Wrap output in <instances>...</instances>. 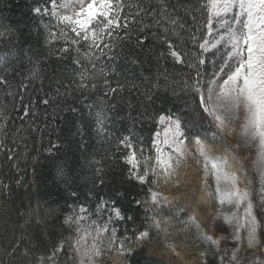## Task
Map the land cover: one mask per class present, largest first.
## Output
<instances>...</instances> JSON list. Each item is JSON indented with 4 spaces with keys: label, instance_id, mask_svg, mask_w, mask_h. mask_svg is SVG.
I'll return each instance as SVG.
<instances>
[{
    "label": "snow or ice",
    "instance_id": "obj_1",
    "mask_svg": "<svg viewBox=\"0 0 264 264\" xmlns=\"http://www.w3.org/2000/svg\"><path fill=\"white\" fill-rule=\"evenodd\" d=\"M35 5L31 11L46 31L43 46L63 41L56 58H70L74 67L65 84L67 67L49 74V57L36 53L27 39H13L23 38L24 28L0 26V38L13 48L0 56V86L6 97H19L18 108L10 103L21 121L15 133L26 120L36 121L38 105L45 107L48 123L31 131L42 136L45 129L62 131L52 127L57 109L76 118L73 127L86 110L101 138L128 119L131 127L117 138V153L126 167L124 180L146 192L140 199L128 194L125 209L120 201L126 194L119 189L107 198L94 191L81 198L72 190L74 203L59 230L39 211H18L19 238L13 235L0 248V264H131L130 257L154 240L168 253L166 264H264V0H35ZM117 47L120 53L113 51ZM117 58L128 66L123 72ZM169 60L172 68L187 71L170 72ZM45 81L57 86L46 90ZM124 93L143 98L138 108L127 100V117L119 115L117 102ZM172 97L179 106L164 107ZM10 118L8 107L0 109L6 138ZM151 124L156 130L146 147L144 128L136 129ZM76 134L83 136L82 125ZM0 146L7 148L3 140ZM13 167L19 171L18 164ZM105 177L97 167L94 180L103 187L110 183ZM70 178L64 166L56 167L55 179L72 189ZM0 184L11 192L3 180ZM169 188L184 190L169 195ZM137 209L143 211L139 224ZM149 254L157 253L150 248Z\"/></svg>",
    "mask_w": 264,
    "mask_h": 264
},
{
    "label": "trees",
    "instance_id": "obj_2",
    "mask_svg": "<svg viewBox=\"0 0 264 264\" xmlns=\"http://www.w3.org/2000/svg\"><path fill=\"white\" fill-rule=\"evenodd\" d=\"M42 2V0H41ZM36 6L35 0H0V26H8L15 28L17 26L24 28L23 38H13L17 43H22V39H27L32 45L34 51L40 55L49 57L48 64L51 69H63L67 67L68 71L64 74L63 82L68 83V77L71 75V70L74 67L69 58L67 61L61 62L56 58L55 51L59 47L63 46V41L55 42L51 48L43 46L44 36L46 31L39 27L40 18L35 16L31 9ZM45 22L48 21V17H44ZM54 24V21H53ZM0 31H3V27H0ZM151 39V38H150ZM39 40V44L37 41ZM25 46L26 45H23ZM13 48L11 44L6 43L3 38H0V56H3L5 52H12ZM116 53H120L119 47L113 50ZM106 60V58H105ZM115 63L120 65V71L123 72L128 66L127 64H121V59L117 58ZM159 63L163 66L165 61L161 59ZM169 71L174 74H178L182 71H187L186 68H172L171 61L167 62ZM4 67L0 64V69ZM146 68L151 67L155 72L154 66L145 65ZM138 72L139 69H136ZM3 74V73H0ZM11 79V76H9ZM113 81L117 77H111ZM175 78L179 79L176 75ZM20 82V77H17L12 81V91H15ZM121 82L123 79L121 78ZM102 83V81L100 82ZM45 89L55 88L57 85L52 83L49 85L48 81H45ZM6 89L4 86H0V109L8 107L11 112V118L9 126L12 131L6 138L0 133V140L4 141L7 148L0 146V180L8 184L11 188V192L8 193L3 185L0 184V248H2L13 235L19 238L20 232H14L17 228V212L18 211H39L42 218L47 217L48 223L55 224L57 230H59V220L62 219L63 213L67 212L68 205L74 203L73 198L70 197V191L76 190L81 195V198L88 191L98 192L100 195L111 196L114 194L115 189L125 192L126 196L120 203L125 209H128L129 204L127 200L128 194H136L137 198H143L146 192L140 191L137 185L129 184L124 180V172L126 167L119 159L122 154L117 153V138L128 134V129L131 127V121L128 119L117 121L111 128L112 136L101 138L97 135L95 125L92 123V118L87 115L84 110V119L80 121L76 127L83 126V136L76 134V127L72 126V123L76 119L71 117L69 113L60 112L57 109L58 115L56 119L52 121L53 128H59L62 131H53L52 128L45 129L43 136L40 131L33 132L31 127L43 129L44 125L48 123V118L45 117V107L38 105L34 110L38 113L36 121L33 123L30 120L24 122L23 130L20 133H15V128L20 126L21 121L17 111H14L10 107V103L17 104L19 107L17 96L15 100L11 97H6ZM64 88L61 87V92ZM103 89L101 88L98 95H102ZM36 96L42 95V93H36ZM170 95V93H169ZM79 96V93H76ZM123 99H118L122 111L119 115L127 117L131 111L126 107L127 100L131 99L134 107H139V102L142 97L128 96L127 93L123 94ZM74 97H69L71 102ZM96 99L97 96H93ZM27 102V100L25 101ZM175 103L179 106V101L175 97H172L164 107H170ZM162 106L161 101H157L156 109L158 110ZM63 107V105H62ZM49 113L52 112V108H47ZM135 115V113H132ZM207 127V125H205ZM140 127L144 128L143 135L145 136V146L150 145L148 137L151 132L156 130V125H142L137 127L139 132ZM51 141V144L49 143ZM53 144L57 145L53 148L52 152L43 151L47 147H51ZM58 149V150H57ZM10 150V151H9ZM8 154H15L19 156V159L8 160L6 156ZM37 157V159H33ZM94 161H101V164H96ZM19 166V171L13 167V165ZM64 166L71 172V178H74L73 188L69 189L67 186L55 179L56 167ZM97 167H103L106 174V179L110 181L106 186H100L98 180H94V172ZM35 169V175L33 174ZM23 177L20 184H16L15 181ZM70 178V182H71ZM95 183V187H94ZM183 188H169L165 189L169 195H178ZM138 213L137 224L140 222V218L143 216L142 209L136 210ZM27 218V216H26ZM27 237L28 230H20ZM35 231V228L32 229ZM30 246L35 247V242H31ZM154 249L156 255H150L149 249ZM168 253L164 250L163 244L159 240H154L151 244L146 245L143 249H138L133 256L130 257L131 264H166ZM107 264H111L109 260Z\"/></svg>",
    "mask_w": 264,
    "mask_h": 264
}]
</instances>
